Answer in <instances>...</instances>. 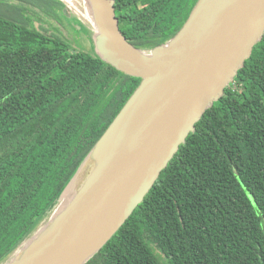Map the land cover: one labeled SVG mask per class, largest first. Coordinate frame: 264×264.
Here are the masks:
<instances>
[{
  "label": "trees",
  "instance_id": "16d2710c",
  "mask_svg": "<svg viewBox=\"0 0 264 264\" xmlns=\"http://www.w3.org/2000/svg\"><path fill=\"white\" fill-rule=\"evenodd\" d=\"M198 0H115L150 49ZM60 0H0V262L74 175L141 82L35 26ZM158 250L160 252H158ZM86 264H264V36L144 201Z\"/></svg>",
  "mask_w": 264,
  "mask_h": 264
},
{
  "label": "water",
  "instance_id": "95a60500",
  "mask_svg": "<svg viewBox=\"0 0 264 264\" xmlns=\"http://www.w3.org/2000/svg\"><path fill=\"white\" fill-rule=\"evenodd\" d=\"M60 1L92 53L141 82L0 264H86L144 201L264 36V0H198L181 29L150 49L124 35L115 0H73L76 11Z\"/></svg>",
  "mask_w": 264,
  "mask_h": 264
},
{
  "label": "rangeland",
  "instance_id": "374dc122",
  "mask_svg": "<svg viewBox=\"0 0 264 264\" xmlns=\"http://www.w3.org/2000/svg\"><path fill=\"white\" fill-rule=\"evenodd\" d=\"M34 14L33 12H29ZM37 19L34 22L35 26L40 30L48 31L50 34L61 37L68 42L72 48L79 50H85L92 53V44L90 38H87L86 32L80 29V26L75 17H69L63 15L61 21L53 18V20L45 15L36 16ZM158 252H160L158 250Z\"/></svg>",
  "mask_w": 264,
  "mask_h": 264
},
{
  "label": "flooded vegetation",
  "instance_id": "af4514ba",
  "mask_svg": "<svg viewBox=\"0 0 264 264\" xmlns=\"http://www.w3.org/2000/svg\"><path fill=\"white\" fill-rule=\"evenodd\" d=\"M29 12H32V11H28V14H29V16H30L33 20L37 19L36 16H38V15H36V14H30ZM49 17H50V16H49ZM50 18L53 20L52 17H50ZM61 19H62V18H61ZM61 19H59V20L61 21Z\"/></svg>",
  "mask_w": 264,
  "mask_h": 264
},
{
  "label": "bare ground",
  "instance_id": "6f19581e",
  "mask_svg": "<svg viewBox=\"0 0 264 264\" xmlns=\"http://www.w3.org/2000/svg\"><path fill=\"white\" fill-rule=\"evenodd\" d=\"M69 2V4L73 7V9L76 11V7L75 5L73 4L74 1L73 0H67Z\"/></svg>",
  "mask_w": 264,
  "mask_h": 264
}]
</instances>
